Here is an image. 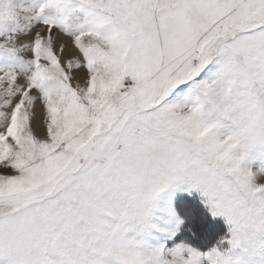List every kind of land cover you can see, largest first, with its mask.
I'll use <instances>...</instances> for the list:
<instances>
[{"label": "snow or ice", "instance_id": "snow-or-ice-1", "mask_svg": "<svg viewBox=\"0 0 264 264\" xmlns=\"http://www.w3.org/2000/svg\"><path fill=\"white\" fill-rule=\"evenodd\" d=\"M0 264H264V0H0Z\"/></svg>", "mask_w": 264, "mask_h": 264}, {"label": "rangeland", "instance_id": "rangeland-1", "mask_svg": "<svg viewBox=\"0 0 264 264\" xmlns=\"http://www.w3.org/2000/svg\"><path fill=\"white\" fill-rule=\"evenodd\" d=\"M168 199H173L176 208L178 209L179 213L183 218H185V225L184 228L187 229V225L191 222L194 223L195 219H201L200 216L194 213V217L192 216V212L189 211L187 208L184 209V213L181 212L178 208L179 203H182V200L191 199L194 200L193 202H199V194L194 192L191 196L187 193H176L173 197L172 190H168L164 194V200L167 201ZM199 211L207 213V219L210 221L211 226H208L205 222H201L202 230L198 231L196 235H198L199 239H195L191 232L184 230L178 239H184L191 242L194 246L200 248L201 250H206L207 248L211 247L217 239L227 232V224L221 217L213 218L211 213L202 205ZM201 229V228H200ZM213 229V230H212ZM194 233V232H193Z\"/></svg>", "mask_w": 264, "mask_h": 264}, {"label": "trees", "instance_id": "trees-1", "mask_svg": "<svg viewBox=\"0 0 264 264\" xmlns=\"http://www.w3.org/2000/svg\"><path fill=\"white\" fill-rule=\"evenodd\" d=\"M193 201L194 200H191V199L182 200L181 201L182 203H179L178 208L183 213H184V209L187 208L189 211L192 212V216L193 217H194V213L197 214V216H200L201 219L197 218V219L194 220V223L191 222L190 224L187 225L188 228L190 227L192 229L191 233L192 234H193V232L195 233V235H192V236L197 240L199 238H198V235H196V233H198V231L202 230V227H201L202 220L208 226H211L213 224H211L210 221H208L207 213H205V212L201 213V211H199V209L202 206V204L201 203H196V202H193Z\"/></svg>", "mask_w": 264, "mask_h": 264}, {"label": "bare ground", "instance_id": "bare-ground-1", "mask_svg": "<svg viewBox=\"0 0 264 264\" xmlns=\"http://www.w3.org/2000/svg\"><path fill=\"white\" fill-rule=\"evenodd\" d=\"M213 230V229H212Z\"/></svg>", "mask_w": 264, "mask_h": 264}]
</instances>
